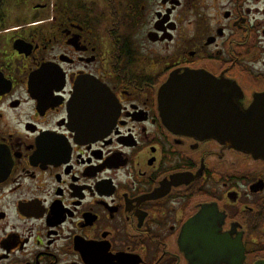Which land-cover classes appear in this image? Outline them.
I'll return each instance as SVG.
<instances>
[{"label":"flooded vegetation","instance_id":"1","mask_svg":"<svg viewBox=\"0 0 264 264\" xmlns=\"http://www.w3.org/2000/svg\"><path fill=\"white\" fill-rule=\"evenodd\" d=\"M187 75L212 82H180L177 129L158 94ZM82 80L106 129L71 123ZM201 212L212 264L264 263V0H0V264H196Z\"/></svg>","mask_w":264,"mask_h":264},{"label":"water","instance_id":"2","mask_svg":"<svg viewBox=\"0 0 264 264\" xmlns=\"http://www.w3.org/2000/svg\"><path fill=\"white\" fill-rule=\"evenodd\" d=\"M189 75L183 79H169L160 89L158 94L159 110L161 116L165 121L173 124L180 129L183 122L186 121L188 126L194 127L198 119V111H193V108L198 106L193 104V97H189V92L180 88L181 83H211L207 77H194ZM198 78V80H197ZM88 84L87 81H80L78 85V91L69 103V110L71 114V123L77 128L82 130L95 131L97 129H103L108 121L98 119L94 113V106H91L90 112L86 108L84 100V86ZM94 90V87H91ZM96 104V103H95ZM221 105V104H220ZM100 116L99 114H97ZM237 115V114H236ZM107 120H109L107 118ZM99 123H102V127H97ZM248 122L244 121L241 117L236 118L233 123L235 131H242L247 129ZM106 129V128H104ZM253 128L250 127V130ZM207 138H216L223 140L225 143L229 142L232 147L242 152H253L254 147L259 148L262 136L261 134H204ZM181 248L185 252L187 259L196 264H212L214 259L213 249L215 243L217 247L221 248L219 240L214 241V230L209 221L205 219V212H201L199 216L192 219L187 225L184 233L181 236ZM187 245V246H186ZM264 264V263H258Z\"/></svg>","mask_w":264,"mask_h":264}]
</instances>
